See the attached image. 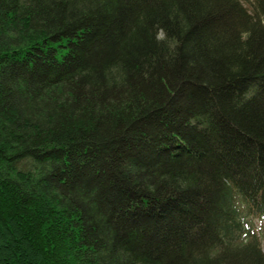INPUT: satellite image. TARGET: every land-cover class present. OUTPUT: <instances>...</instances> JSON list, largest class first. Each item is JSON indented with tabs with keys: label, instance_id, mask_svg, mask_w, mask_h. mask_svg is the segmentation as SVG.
Listing matches in <instances>:
<instances>
[{
	"label": "trees",
	"instance_id": "1",
	"mask_svg": "<svg viewBox=\"0 0 264 264\" xmlns=\"http://www.w3.org/2000/svg\"><path fill=\"white\" fill-rule=\"evenodd\" d=\"M264 0H0V264H264Z\"/></svg>",
	"mask_w": 264,
	"mask_h": 264
},
{
	"label": "rangeland",
	"instance_id": "2",
	"mask_svg": "<svg viewBox=\"0 0 264 264\" xmlns=\"http://www.w3.org/2000/svg\"><path fill=\"white\" fill-rule=\"evenodd\" d=\"M244 5L249 7V1L252 0H242ZM254 226H255V230L258 232L260 238L263 236L264 233V220H254Z\"/></svg>",
	"mask_w": 264,
	"mask_h": 264
}]
</instances>
